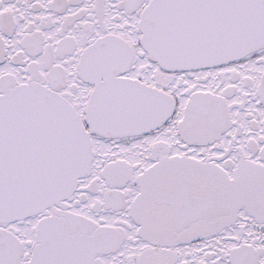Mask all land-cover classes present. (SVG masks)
Returning <instances> with one entry per match:
<instances>
[{"label":"snow or ice","instance_id":"obj_1","mask_svg":"<svg viewBox=\"0 0 264 264\" xmlns=\"http://www.w3.org/2000/svg\"><path fill=\"white\" fill-rule=\"evenodd\" d=\"M0 264H264V0H0Z\"/></svg>","mask_w":264,"mask_h":264}]
</instances>
